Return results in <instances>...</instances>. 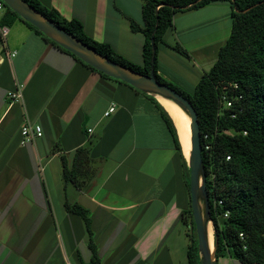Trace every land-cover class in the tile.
I'll use <instances>...</instances> for the list:
<instances>
[{"label":"crops","instance_id":"obj_1","mask_svg":"<svg viewBox=\"0 0 264 264\" xmlns=\"http://www.w3.org/2000/svg\"><path fill=\"white\" fill-rule=\"evenodd\" d=\"M39 1L143 63L146 37L131 23L144 26V0ZM231 11L228 2H213L176 13L158 47V74L194 90L231 34ZM5 16L0 9V25L9 30L0 37V264L90 263L86 223L67 204L89 211L101 264H189L180 219L190 207L188 174L160 108L148 93L104 77ZM176 45L196 63L186 64ZM26 123L40 125L42 136L26 139ZM82 147L100 167L87 188L63 177L62 156L71 168ZM216 264L242 262L220 257Z\"/></svg>","mask_w":264,"mask_h":264},{"label":"trees","instance_id":"obj_2","mask_svg":"<svg viewBox=\"0 0 264 264\" xmlns=\"http://www.w3.org/2000/svg\"><path fill=\"white\" fill-rule=\"evenodd\" d=\"M24 1L116 64L141 74H150L154 64L157 80L176 89L190 100L198 113L201 130L210 216L216 231V258L232 257L240 260L242 264H264V0H144V26L134 21L131 23L134 31H142L146 37L142 64L128 60L110 44L94 40L86 34L79 20H68L39 0ZM213 2L230 4L231 34L220 48L215 64L203 75L194 90L188 92L158 74V47L161 43L166 44L164 36L174 27L176 13L198 9ZM5 8L6 23H9L10 18L23 20L47 41L94 71L104 77L121 81L97 70L65 49L6 4ZM174 49L186 57H191L180 45H176ZM121 82L142 92L124 81ZM146 95L160 108L174 136L183 168L188 174L190 207L182 213L180 219L187 224V219L190 218L192 224L188 234L189 264H202L191 205L190 168L177 127L157 98ZM224 97L233 101L231 107L223 105ZM89 153L88 148H79L71 168L62 156L65 182H74L77 186L87 188L85 181L89 179L91 182L100 168ZM67 209L81 216L86 223L93 251V259L88 264H101L92 237L89 211L78 204H67Z\"/></svg>","mask_w":264,"mask_h":264},{"label":"water","instance_id":"obj_3","mask_svg":"<svg viewBox=\"0 0 264 264\" xmlns=\"http://www.w3.org/2000/svg\"><path fill=\"white\" fill-rule=\"evenodd\" d=\"M3 2L12 10L17 12L23 19L33 24L44 34L58 42L65 49L69 50L80 59L95 67L97 70H100L111 77L124 81L145 93L151 94L148 89L152 88L162 94L169 95L180 102L186 108L191 121L192 148L190 153V160L187 161L190 168L191 205L198 235V248L202 264H216V255L214 258H212L210 254L209 244L206 237V225L202 215V207L199 202V175L201 171L203 175V186L201 190L205 196L206 210L211 219L209 196L206 187V176L203 167L199 118L198 113L190 100L179 93L176 89L158 81L155 76L154 64H152L150 74H141L131 69L125 68L107 59L92 48L82 43L80 40L76 39L73 35L68 33L53 21L49 20L24 0H3ZM108 64L112 65L113 68H111ZM151 95L155 96L154 94Z\"/></svg>","mask_w":264,"mask_h":264},{"label":"bare ground","instance_id":"obj_4","mask_svg":"<svg viewBox=\"0 0 264 264\" xmlns=\"http://www.w3.org/2000/svg\"><path fill=\"white\" fill-rule=\"evenodd\" d=\"M108 63V62H106ZM110 65V64H108ZM111 68H113L112 65H110ZM152 93H154L157 98L164 104L166 109L169 111V113L172 115V118L175 122V125L177 127V131L179 134L180 142L181 145L183 146V152H185V157L187 156V153L190 150V147L192 148V142H191V121L189 117V113L186 110V108L177 100H175L173 97L162 94L158 92L157 90H154L152 88L148 89ZM199 185H200V193H199V202L202 207V215L204 218V222L206 225V237L208 240L209 244V250L212 258L215 257V250L213 246V239H214V229H213V223L212 220L210 219L207 210H206V202H205V196L201 190L203 186V175L202 172L200 171L199 175Z\"/></svg>","mask_w":264,"mask_h":264},{"label":"built area","instance_id":"obj_5","mask_svg":"<svg viewBox=\"0 0 264 264\" xmlns=\"http://www.w3.org/2000/svg\"><path fill=\"white\" fill-rule=\"evenodd\" d=\"M5 8V3L3 2V0H0V9ZM9 30L7 26L4 25H0V37L5 39L7 37ZM6 56L9 57H14L15 56V52H10L9 50H7L6 52ZM9 96L12 98H18L20 97V92L18 91L17 93H13L10 92ZM223 105L225 107H231L233 105V101L232 100H228L226 97L223 98ZM115 106H111L110 109L105 113L106 116H108L110 113H112L115 110ZM89 132H91V129H89ZM43 134V130L41 128L40 125L38 124H29L26 123L23 128H22V135L28 139V140H32L35 137H40ZM227 216V214H226ZM243 234H241L242 236Z\"/></svg>","mask_w":264,"mask_h":264},{"label":"rangeland","instance_id":"obj_6","mask_svg":"<svg viewBox=\"0 0 264 264\" xmlns=\"http://www.w3.org/2000/svg\"><path fill=\"white\" fill-rule=\"evenodd\" d=\"M178 53V52H177ZM181 54V53H180ZM182 55V54H181ZM182 56H184V55H182ZM189 59H192V60H190L191 62H193L194 64L196 63L195 62V60H194V58H192V57H186V64H188V63H190V61H188ZM176 86H179V85H176ZM180 87V86H179ZM181 88V87H180ZM183 89V88H182ZM185 91H188V92H192V91H189V90H185ZM182 148H183V146H182ZM190 153H191V147H190V150H189V152L187 153V156H186V158H187V160L189 161L190 160ZM184 154H185V152H184ZM186 155V154H185ZM189 178H190V176H189ZM187 224H186V226H187V229H188V233L187 234H190V232H191V228H192V224H191V221H190V218L189 219H187ZM186 223V222H185ZM183 226V225H182ZM183 228V230H184V232H185V235H186V228H185V226L184 227H182ZM213 229H214V226H213ZM214 239H213V246H214V250H215V247H216V231H215V229H214ZM187 236V235H186ZM186 239H187V237H186Z\"/></svg>","mask_w":264,"mask_h":264}]
</instances>
